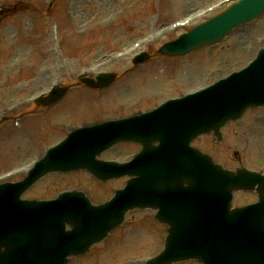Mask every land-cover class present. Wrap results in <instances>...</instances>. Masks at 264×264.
Wrapping results in <instances>:
<instances>
[{
    "label": "rangeland",
    "instance_id": "1",
    "mask_svg": "<svg viewBox=\"0 0 264 264\" xmlns=\"http://www.w3.org/2000/svg\"><path fill=\"white\" fill-rule=\"evenodd\" d=\"M220 1L0 0V118L35 111L32 98L53 84L69 85L80 75L100 72L125 76L107 91L75 90L77 95L67 94L58 105L0 128V177L22 171L78 126L151 110L247 66L264 48V18L237 29L218 46L180 58H155L134 74L127 71L132 56L150 53L182 33L172 28L174 23L192 14L191 28ZM222 136L220 144L211 137L192 144L223 168L264 173V108L228 124ZM137 151V146L118 145L101 159L122 163ZM124 184L123 179L102 184L84 173L51 176L25 198L51 199L78 189L102 203ZM253 201V195L240 193L233 206ZM165 236L166 227L153 211H131L123 226L70 264H143L162 250Z\"/></svg>",
    "mask_w": 264,
    "mask_h": 264
},
{
    "label": "water",
    "instance_id": "2",
    "mask_svg": "<svg viewBox=\"0 0 264 264\" xmlns=\"http://www.w3.org/2000/svg\"><path fill=\"white\" fill-rule=\"evenodd\" d=\"M264 15V0H241L198 26L160 53L176 56L219 42L236 26ZM144 58H138L137 62ZM111 77L95 88L108 85ZM68 88L39 99L46 107ZM264 105V51L246 70L203 93L170 102L138 118L109 122L70 133L48 151L21 183L0 185V264H67L119 226L128 210L157 209L168 224L165 250L149 264L197 259L203 264H264V177L230 173L188 145L213 133L249 107ZM140 143L142 151L127 165L96 159L119 142ZM158 143V147L154 144ZM86 170L106 181L132 177L108 203L92 206L82 193L51 202L22 201L20 196L49 173ZM258 185L259 204L230 211L231 193ZM65 225L70 230L65 231Z\"/></svg>",
    "mask_w": 264,
    "mask_h": 264
}]
</instances>
